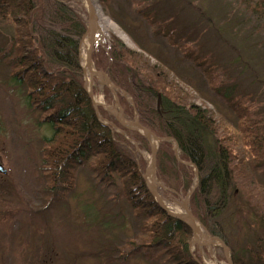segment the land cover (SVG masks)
<instances>
[{"label":"trees","instance_id":"1","mask_svg":"<svg viewBox=\"0 0 264 264\" xmlns=\"http://www.w3.org/2000/svg\"><path fill=\"white\" fill-rule=\"evenodd\" d=\"M136 1L132 0L133 6L138 7ZM143 2L148 4L139 6L144 8L141 13L155 34L170 39L174 16L149 5V0ZM156 3L161 6L163 0ZM248 5L263 18L264 26V0ZM87 24L88 13L80 0H0V73L5 75V89L11 90L13 104L26 113L31 128L44 133L40 137L42 186L48 197L58 196L64 202L83 166L101 187L115 190L113 198L141 216L134 238L96 254H105L107 264L128 260L149 248L159 250L157 258L166 257L171 264H202L198 251L196 255L191 252L192 229L162 209L143 177V165L121 144L123 136L101 122L96 112L85 87L80 57ZM120 26L125 27L121 22ZM129 29L125 31L131 36ZM135 36L131 38L137 49L111 35L94 46L93 60L132 98L134 106L121 96L127 114L136 110L146 127L160 137L172 138L161 142L158 151L157 175L167 188L159 189L161 195H187L195 188L191 210L210 235L221 238L231 249L233 264H264V183L259 177L264 173V113L262 116L253 105L227 94L218 77L216 83L214 65L191 48L184 54L202 67L210 87L227 102L237 123L228 122L206 105H196L194 92L180 84L157 52L146 47L151 44L143 35ZM104 91L110 94L108 89ZM140 138L148 147V140ZM176 145L180 158L191 166L177 164ZM231 206L238 215L228 214V219L240 232L246 230L238 248L230 244L219 219Z\"/></svg>","mask_w":264,"mask_h":264},{"label":"rangeland","instance_id":"2","mask_svg":"<svg viewBox=\"0 0 264 264\" xmlns=\"http://www.w3.org/2000/svg\"><path fill=\"white\" fill-rule=\"evenodd\" d=\"M80 1L87 10L89 7L85 0ZM143 1L137 0V7L136 3L133 6L132 0H107L105 5L100 0H95L103 17L110 23L107 25L101 22L105 32L102 34L103 31L99 30L100 23L96 22L98 31L95 44H103V41L114 35L127 46L136 48L132 36L136 38L135 35H139L142 38L143 35L151 44L146 47L157 52L183 87L187 89L189 87L188 91L194 92L196 105H206L208 109L236 125L237 119L232 109L216 90L210 87L202 67L184 54L194 48L214 65L216 83L219 78L218 84H223L222 89L227 88V94L245 105H253V109L263 116L264 26L261 22L263 18L259 19L257 13L253 14L252 8L248 5L249 1L256 0H163L161 6H157V0H149V5L155 4L156 8L166 9L170 16H174L170 22V27L173 28L170 39L168 36L155 34L153 26L141 13L144 8L139 6L148 4ZM120 22L124 28L120 26ZM88 25L89 18L87 31L80 44V57L84 68L85 86L87 91L92 93V102L96 103L94 106L101 122L115 128L116 132L123 136L120 143L125 144L137 162L143 165L145 168L143 177L152 162V144L156 145V180L152 185L157 188L168 209L174 213L185 214L184 201L189 198L187 206L194 215L190 207L192 194L176 196L166 193L162 196L159 190L167 188L157 175L158 151L161 142L172 141V138L160 137L146 127L136 110L133 115L127 114L121 103V96L134 106L133 100L111 80L116 87L121 108L120 111L117 110L120 112L119 118L124 121L138 120L154 135L167 140L157 142L151 138L149 141L142 131L133 129L134 126H123L113 114L115 95L107 86L104 87L98 82L97 76L91 77L86 66L87 50L85 53L82 52L85 38L90 39ZM125 28L129 29L131 36ZM174 29H177V32ZM93 53L94 47L92 68L103 71L96 67ZM198 56L195 58L204 61ZM202 64L204 66L205 63ZM167 74L169 75L168 72ZM4 77L5 75L0 73V162L6 169V173L0 171V264H107L105 254L99 256L96 254L134 238L141 224V216L135 215L127 203H121L117 198H113L115 190L110 188L105 190L83 166L78 168L75 187L64 202L57 200L58 196L48 197L42 186L45 176L39 165L40 137L44 133L42 130L38 132L31 128L26 113H22L20 108L13 104L11 90L9 87L5 89ZM105 89H108L110 94L104 91ZM139 136L148 140V147ZM174 155L178 165L191 166V163L180 158L177 145L174 148ZM195 177L197 181V171ZM259 177L264 183V173ZM145 181L147 185L151 184L148 178ZM48 202L52 204L43 211L44 206H49ZM88 206L90 212L87 213ZM234 208L228 207L227 212L219 219L230 237V244L238 248L243 244L246 230L240 229V232L228 219V214L238 215ZM95 215L98 216V221ZM101 219L103 223L99 224ZM197 221L202 233L208 234L200 220ZM205 241L199 239L196 243L192 239L190 242L192 253L196 255L195 250L198 251L197 255L202 264H229L221 246L205 244ZM230 252L229 248L228 253ZM158 255L159 250L149 248L146 253L131 256L125 261L118 259L119 261L113 264H171L166 257L158 259Z\"/></svg>","mask_w":264,"mask_h":264},{"label":"water","instance_id":"3","mask_svg":"<svg viewBox=\"0 0 264 264\" xmlns=\"http://www.w3.org/2000/svg\"><path fill=\"white\" fill-rule=\"evenodd\" d=\"M90 2V0H88ZM93 9L91 7L88 8V18H89V25H88V30H89V40H90V45L87 49V53H86V66L89 68L90 73L92 74V76H97L98 77V81L104 85L107 86L110 91L115 95V105H114V110H113V114L116 117V119L125 127H128L129 125L134 126L133 129L136 130H140L143 132V134L145 135V137L150 141L151 138H154L157 140V142H161L162 140H167V138H159L156 135H154L150 130H148L146 127H144L141 123L138 122V120L136 121H124L123 119L119 118L120 115V104H119V99L117 97V93H116V87L113 85L111 79L109 78V76L105 73V72H101V71H97L96 69L92 68V50L93 47L96 43V34L98 31V25L96 23H92V17H93ZM90 97H92V93H89ZM159 104L161 103V98L159 97ZM96 105V103H94ZM119 110V111H117ZM156 155H157V147L156 145L152 144V162L150 164V167L148 168V170L146 171L144 178L147 179L149 175H152V177L156 180V175H155V170H156ZM0 171L3 173H6V170L0 165ZM151 193L155 196L156 200L158 201L159 205L162 207V209H164L167 213H169L170 215L174 216L177 219L183 220L184 222L187 223V225L192 229L193 231V241L196 242V234H197V230H198V221L196 219V217L191 213L189 207L187 206V200L189 198H187V200L184 201V209H185V214H178V213H174L172 212L170 209H168V207L166 206L164 200L160 197V195L157 192V188L150 184L148 185ZM194 190H192L188 196H190L193 193ZM209 235V234H206ZM205 236V235H204ZM209 240L205 242V244H217L219 246H221L224 249V252L226 254V257L228 259V263L229 264H233L230 256H229V249L227 247V245L219 238V237H215L212 235H209ZM199 244H204V243H199Z\"/></svg>","mask_w":264,"mask_h":264},{"label":"bare ground","instance_id":"4","mask_svg":"<svg viewBox=\"0 0 264 264\" xmlns=\"http://www.w3.org/2000/svg\"><path fill=\"white\" fill-rule=\"evenodd\" d=\"M85 3L88 5V7H91L92 9H93V12H94V14H93V17H92V23H100V28H99V30H101V31H103V33L102 34H104L105 32H104V29H103V27L101 26V22H104V23H107V25H110V23H109V21L105 18V17H103V15H102V13H101V11H100V9H99V7H98V5H97V3L95 2V0H90V2L88 1V0H85ZM113 26V25H112ZM114 27V26H113ZM101 36V35H100ZM88 38V37H87ZM89 39L87 40L86 38H85V41L83 42V45H82V52L83 53H85L86 52V50L88 49V46H89ZM101 72H105V71H101ZM106 73V72H105ZM107 74V73H106ZM108 75V74H107ZM91 77H92V74H91ZM148 181L152 184V183H154L155 182V179L152 177V175H149L148 176ZM205 235V236H204ZM209 235H206V233L205 234H203L202 233V231H201V228H200V225L198 224V230H197V234H196V241L197 240H199V239H202V240H206V241H208L209 240V237H208ZM205 241V242H206Z\"/></svg>","mask_w":264,"mask_h":264}]
</instances>
